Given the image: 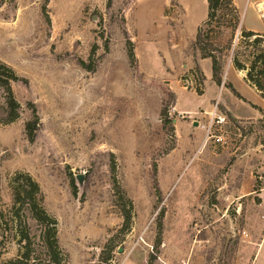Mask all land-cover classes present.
<instances>
[{
    "label": "rangeland",
    "instance_id": "374dc122",
    "mask_svg": "<svg viewBox=\"0 0 264 264\" xmlns=\"http://www.w3.org/2000/svg\"><path fill=\"white\" fill-rule=\"evenodd\" d=\"M233 1L238 25L212 40L243 50L240 29L264 28L263 11L260 0ZM206 9V0H0V60L21 78L11 83L20 115L0 123V206L10 178L31 175L65 264H264V99L211 81L210 58L193 47Z\"/></svg>",
    "mask_w": 264,
    "mask_h": 264
},
{
    "label": "trees",
    "instance_id": "16d2710c",
    "mask_svg": "<svg viewBox=\"0 0 264 264\" xmlns=\"http://www.w3.org/2000/svg\"><path fill=\"white\" fill-rule=\"evenodd\" d=\"M206 19L197 27L194 40V50L200 58H210L211 79L216 85L222 84L229 88L237 97L244 99L238 90L227 81L223 82V68L227 56L237 70H246L245 82L254 87L259 96L264 99V32L240 29L239 38L245 49L228 41L225 45H216L212 40L213 34H222L228 30L233 32L241 19V13L233 0H206ZM221 11L220 20L216 26L212 22ZM217 28V29H216ZM250 51L249 66L243 64L239 57ZM227 51V54H223ZM14 69L0 60V89L4 93V106L0 109V123L7 124L18 119L20 104L14 98L11 83L20 80ZM31 118L25 123V132L32 141L35 137L39 117L33 103ZM11 201L7 207L0 206V264H65L67 255L61 249L57 238L58 222L43 206V194L39 184L26 172H17L9 180ZM132 202L127 199V210L123 212V226L128 227L131 219ZM40 226V240L35 242L30 234L28 217ZM14 239L16 253L4 257L8 252V243Z\"/></svg>",
    "mask_w": 264,
    "mask_h": 264
},
{
    "label": "crops",
    "instance_id": "0c3cea01",
    "mask_svg": "<svg viewBox=\"0 0 264 264\" xmlns=\"http://www.w3.org/2000/svg\"><path fill=\"white\" fill-rule=\"evenodd\" d=\"M207 3V2H206ZM206 13H207V9H206ZM247 30H252L254 32H262L264 30V28H246ZM242 70H237L233 67L232 64H230V68L227 69V72L225 73L224 77H223V82L224 81H228L230 82L238 91L239 93H241L243 96L248 97L249 99H251L253 101V99L251 97H258L259 95L253 92V89L245 82L244 78L245 76L242 75L241 80H238V74L240 73ZM210 79H211V63H210ZM205 79L206 76H205ZM212 81V79H211ZM213 82V81H212ZM243 88L244 90L240 89ZM245 91V92H244ZM250 95V96H249Z\"/></svg>",
    "mask_w": 264,
    "mask_h": 264
},
{
    "label": "built area",
    "instance_id": "2783aa9c",
    "mask_svg": "<svg viewBox=\"0 0 264 264\" xmlns=\"http://www.w3.org/2000/svg\"><path fill=\"white\" fill-rule=\"evenodd\" d=\"M255 5L257 6L259 10L263 11L262 15L264 17V0H260L256 2Z\"/></svg>",
    "mask_w": 264,
    "mask_h": 264
}]
</instances>
